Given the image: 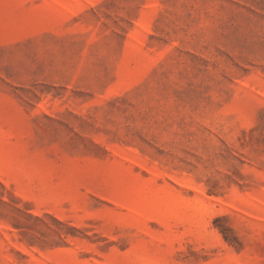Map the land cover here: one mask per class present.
Wrapping results in <instances>:
<instances>
[{"label":"rangeland","instance_id":"1","mask_svg":"<svg viewBox=\"0 0 264 264\" xmlns=\"http://www.w3.org/2000/svg\"><path fill=\"white\" fill-rule=\"evenodd\" d=\"M0 264H264V0H0Z\"/></svg>","mask_w":264,"mask_h":264}]
</instances>
